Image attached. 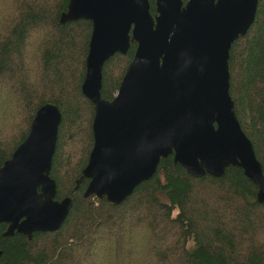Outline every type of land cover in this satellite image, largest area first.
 <instances>
[{
    "label": "trees",
    "instance_id": "1",
    "mask_svg": "<svg viewBox=\"0 0 264 264\" xmlns=\"http://www.w3.org/2000/svg\"><path fill=\"white\" fill-rule=\"evenodd\" d=\"M187 2V0H184ZM69 0H0V167L28 135L37 110L62 113L51 177L56 199L73 198L60 229L4 236L0 264H264V204L242 168L194 177L173 156L118 205L77 187L94 146V104L82 91L92 22L61 23ZM156 13V0H150ZM137 43L104 65L102 98L111 101ZM230 94L264 171V0L232 45Z\"/></svg>",
    "mask_w": 264,
    "mask_h": 264
},
{
    "label": "water",
    "instance_id": "2",
    "mask_svg": "<svg viewBox=\"0 0 264 264\" xmlns=\"http://www.w3.org/2000/svg\"><path fill=\"white\" fill-rule=\"evenodd\" d=\"M259 0H69L61 23L92 22L83 94L94 104V146L83 169L84 196L125 201L173 156L194 177H223L237 166L258 185L264 171L242 129L230 94L232 45L255 21ZM137 47L111 100L102 98L103 69L116 53ZM62 113L41 106L28 135L0 167L4 236L33 238L61 228L73 198L56 199L51 177ZM2 251L0 250V258Z\"/></svg>",
    "mask_w": 264,
    "mask_h": 264
}]
</instances>
